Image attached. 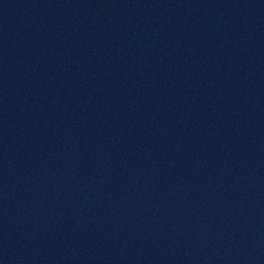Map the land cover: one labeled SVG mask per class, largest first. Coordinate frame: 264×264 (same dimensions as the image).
Masks as SVG:
<instances>
[{"label": "water", "instance_id": "95a60500", "mask_svg": "<svg viewBox=\"0 0 264 264\" xmlns=\"http://www.w3.org/2000/svg\"><path fill=\"white\" fill-rule=\"evenodd\" d=\"M0 264H264V0H0Z\"/></svg>", "mask_w": 264, "mask_h": 264}]
</instances>
